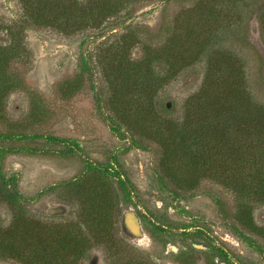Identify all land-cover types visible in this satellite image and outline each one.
<instances>
[{
    "label": "rangeland",
    "instance_id": "1",
    "mask_svg": "<svg viewBox=\"0 0 264 264\" xmlns=\"http://www.w3.org/2000/svg\"><path fill=\"white\" fill-rule=\"evenodd\" d=\"M220 1L131 2L98 30L87 25L60 31L27 24L23 59L9 66L21 86L8 95L0 118V134L11 135L0 138V171L6 178L17 179L32 215L60 223L74 222L84 202L83 196L76 195V185L68 182L92 187V165L120 172V178H107L108 193L119 211L114 245H95L82 264H128L129 260L139 264H264V241L235 220L225 219L210 197L219 195L232 205L234 194L206 179L202 187L180 192L189 197L177 199L175 189L159 182L160 147L151 131L124 109L117 113L101 110L92 88L94 81L109 99L100 46L118 39L131 25L140 39L123 50L121 59L138 60L146 48L162 50L170 40L195 48L194 38L199 36L200 43H215L233 53L236 67L245 69L250 91L264 103V0H232L226 17L211 18L208 10L212 6L219 10ZM24 20L23 0H0V23L5 26L0 43L11 44L13 35L6 27ZM126 63L131 65L133 60ZM206 68L204 55L162 85L156 101L165 119H183L184 104L202 87ZM191 71L197 74L192 76ZM156 72L165 74L166 70L157 66ZM219 82L224 91L227 81ZM168 101L174 103L173 108L164 107ZM109 113L114 121L107 118ZM0 218L3 223L10 221L4 204ZM255 218L264 223V207L255 211ZM0 264L17 263L0 258Z\"/></svg>",
    "mask_w": 264,
    "mask_h": 264
},
{
    "label": "trees",
    "instance_id": "2",
    "mask_svg": "<svg viewBox=\"0 0 264 264\" xmlns=\"http://www.w3.org/2000/svg\"><path fill=\"white\" fill-rule=\"evenodd\" d=\"M138 1L23 0L27 20L6 27L13 40L8 46L0 43V118L8 95L21 86V80L9 66L13 60L23 59L27 24L60 31L87 25L98 30L131 2ZM231 2L221 0L219 10L212 6L208 15L214 19L226 17L232 11ZM261 21L264 33V16ZM2 27L5 28L0 23V30ZM131 29L130 25L118 39L100 46L103 49L100 63L108 77L110 96L106 100L102 88L93 81L98 107L113 113L124 109L151 131L160 147L159 182L163 187L175 189L177 199L189 197L180 192L198 189L206 179L218 184L234 194L232 205L226 198L210 194L223 217L235 220L242 229L264 241V223H257L255 218V211L264 207V103L250 91L244 67H236L233 53L215 43H200L199 36L194 38L195 48H184L183 42L170 40L162 50L146 48L138 60L121 59L123 50L133 47L136 39H140ZM204 55L207 68L202 87L186 100L183 119L170 122L159 112L156 101L159 89ZM129 60L133 64H127ZM83 62L90 66L85 57ZM157 66H163L166 73L158 74ZM196 74L191 71L192 76ZM224 79L227 82L221 91L219 81ZM168 102L164 107L173 108L174 103L168 108ZM107 118L114 121L111 113ZM3 136L11 137L0 134V138ZM91 169L92 187L80 188L76 182L67 183L76 185L77 197H84L76 220L69 223L32 215L17 179L6 178L0 171V205L7 206L10 213L8 223L0 218V258L17 264H82L95 245H114L119 211L115 210L108 193L107 178L111 175L120 178L121 174L93 165ZM253 245L260 248L257 242ZM127 263L139 264L135 260Z\"/></svg>",
    "mask_w": 264,
    "mask_h": 264
},
{
    "label": "water",
    "instance_id": "3",
    "mask_svg": "<svg viewBox=\"0 0 264 264\" xmlns=\"http://www.w3.org/2000/svg\"><path fill=\"white\" fill-rule=\"evenodd\" d=\"M171 106H172V102L169 101V102L167 103V107L170 108ZM131 219H132V216H131Z\"/></svg>",
    "mask_w": 264,
    "mask_h": 264
}]
</instances>
